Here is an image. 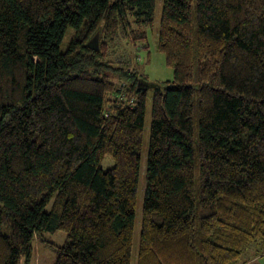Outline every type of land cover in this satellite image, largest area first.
<instances>
[{"label":"trees","instance_id":"1","mask_svg":"<svg viewBox=\"0 0 264 264\" xmlns=\"http://www.w3.org/2000/svg\"><path fill=\"white\" fill-rule=\"evenodd\" d=\"M155 7L0 0V264H29L45 231L67 235L47 242L54 264L133 263L150 88L137 264H244L264 249V0H164L174 78L150 82L116 63Z\"/></svg>","mask_w":264,"mask_h":264},{"label":"rangeland","instance_id":"2","mask_svg":"<svg viewBox=\"0 0 264 264\" xmlns=\"http://www.w3.org/2000/svg\"><path fill=\"white\" fill-rule=\"evenodd\" d=\"M164 0H156L154 13V21L151 26L146 27L147 37L144 40L132 41L125 39V45L118 53V57L127 61V63H116V66L129 69L130 67L148 77L150 82L172 80L174 78L173 67L167 64L166 57L163 52L158 49V30L160 26L162 8ZM74 33L73 29H69L66 33L62 49L65 50ZM112 73V72H111ZM113 79L119 81V78L112 75ZM153 107V89L150 88L147 95L145 129L142 147L141 169L139 175V183L137 187V209L135 220V235L133 244V263L137 264V253L140 242L141 226H142V208L146 193V164L149 152L150 125L152 120ZM115 165L112 156L107 155L102 161V168L108 170ZM52 203L47 206V210L51 209ZM67 235L64 231L49 232L45 231L41 235H37L33 241V255L29 264H54L57 257V251L54 247L48 245L47 242L56 244H64ZM259 254V255H258ZM258 255V256H256ZM244 264H264V249L261 247L251 248L246 251L243 257ZM20 264H26L23 258Z\"/></svg>","mask_w":264,"mask_h":264},{"label":"water","instance_id":"3","mask_svg":"<svg viewBox=\"0 0 264 264\" xmlns=\"http://www.w3.org/2000/svg\"><path fill=\"white\" fill-rule=\"evenodd\" d=\"M88 47H89V48H92V49H98V42H97V40L88 43ZM144 85H145L146 87L151 86V84H146V83H145Z\"/></svg>","mask_w":264,"mask_h":264}]
</instances>
